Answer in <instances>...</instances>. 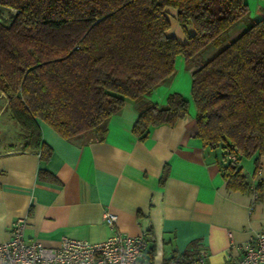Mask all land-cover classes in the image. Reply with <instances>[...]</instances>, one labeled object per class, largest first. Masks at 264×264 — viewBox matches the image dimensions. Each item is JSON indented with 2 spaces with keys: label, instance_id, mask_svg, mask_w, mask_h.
Masks as SVG:
<instances>
[{
  "label": "trees",
  "instance_id": "1",
  "mask_svg": "<svg viewBox=\"0 0 264 264\" xmlns=\"http://www.w3.org/2000/svg\"><path fill=\"white\" fill-rule=\"evenodd\" d=\"M3 8L12 15L0 19V95L24 148L50 155L39 120L68 140H102L128 99L139 139L173 125L189 101L148 96L183 56L196 136L220 148L229 189L264 199V180L251 183L241 165L252 159L253 177L264 156V17L251 18L244 0H0ZM169 9L182 28L193 26L184 42L168 33ZM179 256L176 264H189Z\"/></svg>",
  "mask_w": 264,
  "mask_h": 264
},
{
  "label": "crops",
  "instance_id": "2",
  "mask_svg": "<svg viewBox=\"0 0 264 264\" xmlns=\"http://www.w3.org/2000/svg\"><path fill=\"white\" fill-rule=\"evenodd\" d=\"M244 2L251 18L264 17V0ZM169 18L168 33L184 42L192 24L182 28L175 9ZM190 89L185 59L177 56L169 80L148 98L163 105L170 92H179L189 101L188 113L173 125L151 126L144 140L132 132L138 112L128 99L109 117L102 140H68L39 120L48 158L24 148L22 139L1 147L0 242L10 238L13 220L26 217V238L45 246L65 236L95 242L144 231L150 264H165L170 254L190 259L201 248L206 264L236 254L233 245L264 225V199L226 186L220 148L196 136ZM241 165L251 183L264 180V156L253 177L252 159ZM107 211L116 215L113 226L103 218Z\"/></svg>",
  "mask_w": 264,
  "mask_h": 264
},
{
  "label": "built area",
  "instance_id": "3",
  "mask_svg": "<svg viewBox=\"0 0 264 264\" xmlns=\"http://www.w3.org/2000/svg\"><path fill=\"white\" fill-rule=\"evenodd\" d=\"M235 160L234 156H229ZM110 225L116 215L105 212ZM26 217H17L10 224L11 236L0 242V264H150L145 258L147 237L144 231L135 235L114 233L101 241L62 237L56 246H45L25 236ZM237 253L228 254L220 264H264V225L247 240L233 245ZM206 251L199 249L189 264H206ZM179 255H167L165 264H176Z\"/></svg>",
  "mask_w": 264,
  "mask_h": 264
},
{
  "label": "rangeland",
  "instance_id": "4",
  "mask_svg": "<svg viewBox=\"0 0 264 264\" xmlns=\"http://www.w3.org/2000/svg\"><path fill=\"white\" fill-rule=\"evenodd\" d=\"M1 15H3L4 18ZM11 15L12 12L10 10L5 8L0 9V19H2L5 23L10 21ZM4 105L5 100L0 95V148L7 147L10 144H17L21 140L18 134L19 126L12 119L9 111L3 108Z\"/></svg>",
  "mask_w": 264,
  "mask_h": 264
}]
</instances>
